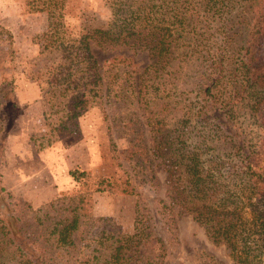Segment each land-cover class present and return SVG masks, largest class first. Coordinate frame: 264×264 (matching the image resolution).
I'll return each instance as SVG.
<instances>
[{
    "label": "trees",
    "instance_id": "obj_1",
    "mask_svg": "<svg viewBox=\"0 0 264 264\" xmlns=\"http://www.w3.org/2000/svg\"><path fill=\"white\" fill-rule=\"evenodd\" d=\"M102 1L106 21L72 27L68 0H20L43 18L30 36L38 53L57 58L34 70L20 58L1 77L0 197L9 195L1 172L9 154L24 159L15 142L23 92L67 119L102 103L113 123L125 119L127 174L71 168L86 188L57 196L42 215L1 200L0 264H130L127 253L149 233L139 225L122 233L94 213L93 195L156 189L152 159L163 165L171 202L222 242L234 264H264V0ZM0 44L9 50L4 60L14 61L1 25ZM92 45L143 50L151 61L141 69L123 54L99 62ZM149 211L173 220L161 200ZM165 256V240L155 236L137 264H165Z\"/></svg>",
    "mask_w": 264,
    "mask_h": 264
},
{
    "label": "rangeland",
    "instance_id": "obj_2",
    "mask_svg": "<svg viewBox=\"0 0 264 264\" xmlns=\"http://www.w3.org/2000/svg\"><path fill=\"white\" fill-rule=\"evenodd\" d=\"M91 5L97 7L93 8ZM104 10L109 13L102 0H68L67 22L69 26L75 27L85 18V22L100 24L109 17H105ZM42 24L43 18L27 12L20 0H0V25L10 31V48L16 52L14 61H5L9 50L7 46L0 44V80L2 75L10 72L7 66L12 62L18 64L20 58L30 70L48 65L47 63L57 58L56 53L39 54L37 44L31 40V34L38 32ZM262 49L264 50V43ZM92 50L99 62L114 54H123L131 56L141 69L151 61L146 51L124 46L109 50L92 45ZM33 63L36 65L33 66ZM23 78L25 86H29V80L25 76ZM21 94L23 97H18L19 104L23 106L20 127L26 133L25 140L35 149L41 148V145L50 149L48 153L51 154V163L46 166L47 164L35 160L3 168V177L10 181L5 185L9 195L3 193L0 201L15 204L16 208L32 215H42L44 205L57 196L86 188V185L79 186L70 179L67 172L71 168L85 169L90 177L108 175L115 171L121 175L127 174L131 159L126 158V140L132 135L125 133V119L113 123L103 103L76 118L67 119L62 112L47 109L44 98L40 97L33 102L31 93ZM53 136L60 138L56 140ZM152 160V170L157 180L156 189L145 184L146 187L135 185L133 193L93 195L94 213L113 218L122 233L134 232L135 225L142 226L144 234L149 233L127 253L131 256L130 264H137L139 254L148 252L150 239L155 236L165 240V264H234L229 249L222 242L212 240L190 213L171 202L163 165L158 159ZM133 174L136 178L141 177L140 172ZM89 180L90 178L87 179L88 182ZM26 189L31 191V195L24 194ZM157 200L170 207L173 216L171 222L166 223L154 211H149V207Z\"/></svg>",
    "mask_w": 264,
    "mask_h": 264
},
{
    "label": "crops",
    "instance_id": "obj_3",
    "mask_svg": "<svg viewBox=\"0 0 264 264\" xmlns=\"http://www.w3.org/2000/svg\"><path fill=\"white\" fill-rule=\"evenodd\" d=\"M26 94H27V92H26ZM18 97L21 99V97H23V96H22V94H19ZM31 99L33 100V102L39 100V99L35 100L34 97H32V96H31ZM25 134L26 133L24 131L22 132V129H20L18 136L15 137V142H16V145L18 147V153L19 154L23 153L22 156L24 155V159L19 160V161H15L14 159H12L13 158L12 154H9L8 163L5 167L16 166L18 164H25V163H28L29 161H35V160L41 161L42 163L47 164L46 166H48V164L51 163L50 159H49L51 154L48 153V151L50 149H48V148L47 149L46 148H38V149L33 148V145H30L29 142L28 143L26 142ZM19 135L22 136V138L19 139V137H20ZM5 167H3V168H5ZM20 176L23 178L22 175H20ZM68 176H69V174H68ZM70 179H71V177H70ZM3 180H4L5 185H6V183L8 184L10 182V181H8V179L6 177H3ZM24 194L29 196V195H31V191L26 189V190H24Z\"/></svg>",
    "mask_w": 264,
    "mask_h": 264
},
{
    "label": "clouds",
    "instance_id": "obj_4",
    "mask_svg": "<svg viewBox=\"0 0 264 264\" xmlns=\"http://www.w3.org/2000/svg\"><path fill=\"white\" fill-rule=\"evenodd\" d=\"M91 7L96 8L97 5H91ZM104 15H105V17H107L109 15L107 10H104Z\"/></svg>",
    "mask_w": 264,
    "mask_h": 264
}]
</instances>
